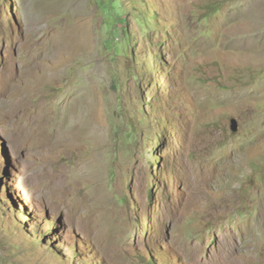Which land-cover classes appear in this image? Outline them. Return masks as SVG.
Returning <instances> with one entry per match:
<instances>
[{"label": "rangeland", "instance_id": "374dc122", "mask_svg": "<svg viewBox=\"0 0 264 264\" xmlns=\"http://www.w3.org/2000/svg\"><path fill=\"white\" fill-rule=\"evenodd\" d=\"M0 264H264V0H0Z\"/></svg>", "mask_w": 264, "mask_h": 264}, {"label": "water", "instance_id": "95a60500", "mask_svg": "<svg viewBox=\"0 0 264 264\" xmlns=\"http://www.w3.org/2000/svg\"><path fill=\"white\" fill-rule=\"evenodd\" d=\"M237 129H238V123H237V120L234 119V118H232V119L230 120V130H231L232 132H236Z\"/></svg>", "mask_w": 264, "mask_h": 264}]
</instances>
